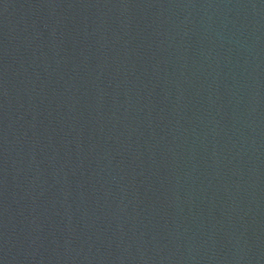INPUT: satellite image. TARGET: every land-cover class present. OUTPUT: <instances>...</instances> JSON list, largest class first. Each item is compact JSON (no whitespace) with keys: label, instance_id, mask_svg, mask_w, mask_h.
<instances>
[{"label":"water","instance_id":"1","mask_svg":"<svg viewBox=\"0 0 264 264\" xmlns=\"http://www.w3.org/2000/svg\"><path fill=\"white\" fill-rule=\"evenodd\" d=\"M0 238L264 264V0H0Z\"/></svg>","mask_w":264,"mask_h":264}]
</instances>
